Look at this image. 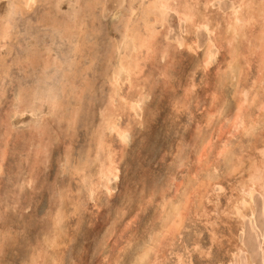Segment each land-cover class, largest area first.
<instances>
[{
  "label": "rangeland",
  "instance_id": "obj_1",
  "mask_svg": "<svg viewBox=\"0 0 264 264\" xmlns=\"http://www.w3.org/2000/svg\"><path fill=\"white\" fill-rule=\"evenodd\" d=\"M23 1L0 0V264H130L134 249L159 225L164 202L178 197L183 180L196 179L201 166L197 156L205 138L213 137L217 146L228 137L233 151L243 154L246 165L259 156L263 140L260 125L251 135L240 129H232V134L228 128L236 113V90L242 93L244 89L250 97L258 93L261 96L256 99L264 100V69L259 67L264 53H259L263 51L260 43L258 49L254 47L258 39L264 43V25H251L247 37L238 36L236 41L244 39L235 41L250 61L246 65L241 59L239 79L227 68L230 53L224 39L238 0H197L198 4L195 0H163L171 2V9L162 8V0H35L30 6ZM187 2L194 6L195 23L205 19L206 25L182 19L180 8ZM143 24L156 28L152 27L156 51L145 59L140 73L144 78L139 75L134 79L138 78L136 85L143 86L146 100L136 112L128 109L119 116V109L128 108L121 98L136 96L126 74L121 75L120 98L115 103L117 124L132 128L121 140L105 128L103 113L109 104L112 73L122 56L136 53L131 34L144 32ZM208 43L214 57L204 69ZM62 86L71 88V93L66 90L70 95ZM66 95L70 99L66 100ZM258 100L257 104H246L245 112L262 119ZM100 137L107 140L104 149L95 144ZM112 151L118 159L119 175L118 180L111 179L110 192L99 184L102 180L97 167L99 170V161ZM212 151L208 160L218 162L214 148ZM223 163L214 171H218L215 174L221 185L203 198L202 205L198 198L205 192L200 189L202 193L193 201L181 233L162 247L160 264H207L209 257L214 264H249L250 260L264 264V198L259 192L254 194L256 213L243 220L224 212L231 194H237L232 188L243 174L229 176ZM94 183L97 190L93 195ZM196 209L201 210L199 215H195ZM57 210L64 214L59 223ZM238 242L245 251H236Z\"/></svg>",
  "mask_w": 264,
  "mask_h": 264
},
{
  "label": "bare ground",
  "instance_id": "obj_2",
  "mask_svg": "<svg viewBox=\"0 0 264 264\" xmlns=\"http://www.w3.org/2000/svg\"><path fill=\"white\" fill-rule=\"evenodd\" d=\"M15 1H17V0H15ZM21 1V0H20ZM23 1V0H22ZM35 0H27V6H30L33 2H34ZM158 1V0H157ZM187 1V0H186ZM202 1V0H201ZM200 1V2H201ZM212 1V0H211ZM12 2V1H11ZM24 2V1H23ZM64 2V1H63ZM83 2V1H82ZM99 2V1H98ZM142 2V1H141ZM199 2V3H200ZM210 2V1H209ZM21 3V2H20ZM170 1L168 2V1H163L162 0V2H161V7L162 8H165V9H171V5H170ZM177 3V2H176ZM181 3H183V1L181 2ZM194 3H197V0H195L194 1ZM234 3V2H233ZM21 4H23V3H21ZM63 4V3H62ZM78 4V3H77ZM90 4V3H89ZM133 4V3H132ZM149 4V3H148ZM151 4V3H150ZM149 4V5H150ZM198 4V3H197ZM219 4V3H218ZM10 5H11V3H10ZM75 5V4H74ZM146 5V4H145ZM145 5H144V7H145ZM155 5V4H154ZM177 5V4H176ZM76 6V5H75ZM130 6V5H129ZM174 6H175V4H174ZM179 6V5H178ZM183 7H181L180 9H181V12H180V14L182 15V19H185L186 21H189V20H191V21H189V23L191 22L192 24H197L198 26H203V25H206L205 24V19H203V20H200L199 22H197L196 21V23H195V20H194V16H195V9L193 8L194 6L191 4V3H189L188 4V2L187 3H185V4H183L182 5ZM206 6H208V5H206ZM211 6V5H210ZM7 7V6H6ZM13 7V5H11V8ZM17 7V6H16ZM18 7H19V5H18ZM17 7V8H18ZM22 7V6H21ZM20 7V8H21ZM154 7V6H153ZM195 7H197V6H195ZM204 7V6H203ZM53 8V7H52ZM149 8V7H148ZM233 8V7H232ZM231 8V9H232ZM9 9V8H8ZM19 9V8H18ZM17 9V10H18ZM54 9V8H53ZM144 9V8H143ZM155 9V8H154ZM173 9V8H172ZM200 9V8H199ZM22 10V9H21ZM69 10V9H68ZM84 10V9H83ZM174 10V9H173ZM178 10V9H177ZM176 10V11H177ZM221 10V9H220ZM77 11V10H76ZM132 11H134V10H132ZM8 12H9V10H8ZM20 12V11H19ZM129 12H131V11H129ZM128 12V13H129ZM144 12V11H143ZM145 12H146V10H145ZM10 13V12H9ZM54 13V12H53ZM77 13H79V12H77ZM179 13V12H178ZM12 14V13H11ZM14 14V16H15V13H13ZM74 15H75V13H73ZM72 13H71V16L73 15ZM121 14V13H120ZM130 14V13H129ZM205 14H207V13H205ZM227 14V13H226ZM132 15V14H131ZM140 15V14H139ZM142 15V14H141ZM145 15V14H144ZM179 15V14H178ZM214 15V14H213ZM229 15H231V14H229ZM76 16V15H75ZM80 16V15H79ZM85 16V15H84ZM129 16V15H128ZM146 16V15H145ZM150 16V15H149ZM149 16H148V18H149ZM198 16V15H197ZM200 16H202L201 15V13H200ZM199 16V17H200ZM13 16L12 15H10L9 14V18H10V20L9 21H11ZM70 17V16H69ZM74 17V16H73ZM141 17V16H140ZM142 17H143V15H142ZM147 17V16H146ZM208 17V16H207ZM207 17H206V19H207ZM218 17V16H217ZM76 18V17H75ZM120 18V17H119ZM132 18V17H131ZM222 18V17H221ZM225 18V17H224ZM227 18V17H226ZM0 19H1V17H0ZM124 19V18H123ZM139 19V18H138ZM147 19V18H146ZM157 19V18H156ZM181 19V18H180ZM200 19V18H199ZM202 19V18H201ZM86 20V19H85ZM128 20H131V19H129L128 18ZM151 20V17H150V19L148 20V21H150ZM163 20V19H162ZM194 20V21H193ZM198 20V19H197ZM218 20H219V18H218ZM228 20V19H227ZM3 21V20H2ZM6 21H7V19H6ZM123 21V20H122ZM139 21V20H138ZM144 21H146V20H144ZM143 21V22H144ZM147 21V22H148ZM154 21H155V18H154ZM210 21H212L211 19H210ZM260 21V22H259ZM4 22V21H3ZM48 22V21H47ZM81 22H83V21H81ZM136 22V21H135ZM140 22V21H139ZM146 22V23H147ZM158 22V21H157ZM264 22V0H238V5L237 6H235L234 8H233V10H232V16H231V19L227 22V26H228V28H227V30H228V35L227 36H225L224 37V39L227 41V45L228 46H226V47H229V53H230V61H229V63H228V67L227 68H229L230 69V73H233L234 74V77L236 76L237 78H239L240 76H241V74H242V72H243V65H242V60L241 59H243L244 60V63L246 64V65H249V58H247L248 56H247V53H242V49L241 48H239L237 45H235V41H236V39L238 38V36H246L247 37V35L246 34H248V31H249V27L252 25H254V26H256L257 25V23H260V26H261V28H263V25L264 24H262ZM49 23V22H48ZM186 23V22H185ZM190 23V24H191ZM214 23V22H213ZM0 24H1V21H0ZM55 24V23H54ZM70 24V23H69ZM137 24V23H136ZM155 24V23H154ZM187 24V23H186ZM225 24V23H224ZM262 24V25H261ZM4 25V27L7 25L6 24V22H5V24H3ZM126 25L128 26V24L126 23ZM135 25V24H134ZM144 25V24H143ZM151 25V24H150ZM153 25V24H152ZM74 26H76L75 24H74ZM132 26H133V24H132ZM136 26H138V25H136ZM145 26V29H144V32L143 31H138V30H136V31H138V33H136L135 32V34H131V35H133V43H134V49H136V53L135 54H131L130 56L131 57H128L127 55L126 56H122L121 57V59L119 60L118 58V60L120 61V63L118 64L119 66H118V68H117V70H115V72L114 73H112L113 72V70H112V81H111V83L109 82V84L112 86V88H110L111 90H112V92H111V90H110V93H111V95H109V104L107 105V112H105V113H103L104 115H103V122L104 123H106V124H104L106 127V129L108 130H111V131H113V133L115 132V134H116V136L119 138V139H121V140H124L125 139V137H127L126 136V134H127V132H128V130L129 129H132V128H129V129H126L125 127H120L118 124H117V121H118V115H117V113H116V101H117V97L119 96V98H120V95H119V93H118V91L120 92V87H121V85H122V81H120V78H121V75L122 74H126V76L127 77H125V78H127L128 79V81H129V84H130V88H133V92H135V95L136 96H132V98L131 97H122L121 99L122 100H125V102H126V104L128 105V108L127 107H122V109H119L120 111H119V116H120V113H121V115H122V113H124L125 112V110L127 111L128 109L130 110V111H134V112H136L137 111V108L139 107V106H141V104H142V102L144 101V99H145V92H143V90H144V88H143V86H141V84L140 85H136L135 84V81H137V79L136 80H134L135 79V77L137 76H139L140 75V73L141 72H143L142 71V69H143V67H144V65H146V64H144V62H145V59H148L149 57H151L153 54H154V52L156 51L155 49V39H154V32H155V30H153V28L152 27H154V26H149V24H145L144 25ZM251 26V27H252ZM2 27V26H1ZM0 27V28H1ZM10 27H11V25H10ZM69 27V26H68ZM71 27V26H70ZM73 27V26H72ZM141 27V26H140ZM188 27V26H187ZM208 27V26H207ZM127 28V27H126ZM138 28H139V26H138ZM155 28V27H154ZM256 28V27H255ZM6 29V28H5ZM13 29V28H12ZM70 29H72V28H70ZM133 29V28H132ZM142 29V28H141ZM156 29V28H155ZM207 29V28H206ZM7 30V29H6ZM11 30V29H10ZM193 30V29H192ZM192 30H190L189 29V31H191L192 32ZM252 30H253V28H252ZM1 31H2V33H3V31L4 30H2L1 29ZM71 31V30H70ZM126 31V30H125ZM125 31H124V33H125ZM131 31V30H130ZM187 31V30H186ZM196 31V30H195ZM251 31V30H250ZM253 31H255V30H253ZM4 32H6V31H4ZM11 32V31H10ZM9 32V33H10ZM67 32H68V29H67ZM66 32V33H67ZM133 32V31H132ZM13 33V32H12ZM61 33H63V32H61ZM74 33V32H73ZM134 33V32H133ZM157 33V32H156ZM155 33V34H156ZM187 33H189V32H187ZM209 33V32H208ZM251 33V32H250ZM69 34V33H68ZM127 34H128V32H127ZM158 34H159V32H158ZM257 34V33H256ZM10 35V34H9ZM62 35V34H61ZM71 35V34H70ZM121 35V34H120ZM166 35V34H165ZM214 35V34H213ZM251 35V34H250ZM80 36V35H79ZM124 36H126L125 34H124ZM129 36V35H128ZM254 36V35H253ZM11 37H13V36H11ZM66 37V36H65ZM71 37V36H70ZM91 37V36H90ZM130 37V36H129ZM260 37V36H259ZM7 38H9V37H7ZM62 38V37H61ZM73 38V37H72ZM160 38V37H159ZM263 38V37H262ZM64 39V38H63ZM70 39V38H69ZM184 39V38H183ZM242 39H244V38H241L240 39V41L242 40ZM251 39H253V38H251ZM1 40V39H0ZM83 40V39H82ZM157 40V39H156ZM192 40V39H191ZM211 40V39H210ZM210 40H208L209 41V43H210ZM214 40V39H213ZM238 40V39H237ZM3 41H5V40H3ZM124 41H127V39L126 40H124ZM131 41V40H130ZM177 41V40H176ZM239 41V42H240ZM249 41V40H248ZM253 41V40H252ZM0 42H2V41H0ZM72 42V41H71ZM177 42H179V40L177 41ZM195 42V41H194ZM214 42V41H213ZM216 42V41H215ZM238 41H236V43H239ZM257 43L256 44H254V47L258 44V45H260V47H262L263 48V51L262 52H259V53H264V43H263V40H261V42H260V40L258 39V41H256ZM83 43V42H82ZM181 43H182V41H181ZM208 43V44H209ZM255 43V42H254ZM260 43V44H259ZM72 44V43H71ZM78 44V43H77ZM85 44V43H84ZM158 44H159V41H158ZM178 44V43H177ZM183 44V43H182ZM186 44V43H185ZM188 44V43H187ZM197 44V43H196ZM213 44H215V43H213ZM219 44V43H218ZM226 44V43H225ZM243 43H241V45H242ZM246 44V43H245ZM249 44V43H248ZM184 45V44H183ZM210 45V44H209ZM257 45V47H256V49H258V46ZM113 46V45H112ZM120 46V45H119ZM118 46V47H119ZM178 46H179V44H178ZM219 46V45H218ZM225 46V45H224ZM3 47V46H2ZM83 47V46H82ZM115 47V46H114ZM125 47V46H124ZM187 47H188V45H187ZM193 47V46H192ZM241 47V46H240ZM249 47V46H248ZM80 48V50L82 51L83 49H81V47H79ZM84 48V47H83ZM181 48V47H180ZM214 48H215V46H214ZM117 49H119V48H117ZM123 49V48H122ZM217 49H218V47H217ZM228 49V48H227ZM248 49V48H247ZM260 49V48H259ZM79 50V51H80ZM93 50V49H92ZM128 51H129V49H127ZM155 50V51H154ZM198 50V49H197ZM216 50V49H215ZM226 50V49H225ZM246 50V49H245ZM77 51H78V48H77ZM79 51H78V53H79ZM80 51V52H81ZM112 51V50H111ZM252 51V50H251ZM193 52V51H192ZM258 52V51H257ZM74 53V52H73ZM111 53V52H110ZM120 53H122V52H120ZM157 53V52H156ZM205 53V55H204V58H203V68L205 69H207L208 67H209V65L211 64V62L213 63V57H214V53H213V51H212V44L210 45V46H208V48H207V50L204 52ZM216 53V52H215ZM89 54V53H88ZM108 54V53H107ZM117 54V53H116ZM253 54H255V53H253ZM252 54V55H253ZM98 55V54H97ZM124 55V54H123ZM216 55V54H215ZM229 55V54H228ZM256 55V54H255ZM260 55V54H259ZM258 55V56H259ZM263 55V54H262ZM73 56H76V55H73ZM121 56V55H120ZM119 56V57H120ZM165 56V55H164ZM257 56V55H256ZM87 57V56H86ZM113 57V56H112ZM217 57V56H216ZM37 58V57H36ZM39 58V57H38ZM76 58V57H75ZM109 58V57H108ZM113 58H115V57H113ZM228 58V57H227ZM250 58H252L251 57V55H250ZM260 58V57H259ZM262 58V57H261ZM26 59V58H25ZM116 59V58H115ZM153 59V58H152ZM253 59H254V56H253ZM256 60V59H255ZM85 61V60H84ZM91 61V60H90ZM147 61V60H146ZM214 61H215V59H214ZM260 61V62H259ZM258 62H259V67L261 68V70L262 69H264V60H259ZM27 62H28V60H27ZM53 62V61H52ZM73 62V61H72ZM117 62V61H116ZM21 63V62H20ZM45 63V62H44ZM96 63V62H95ZM26 64V63H25ZM28 64V63H27ZM114 64V63H113ZM116 64V63H115ZM227 64V63H226ZM21 65H22V63H21ZM30 65H31V63H30ZM117 65V64H116ZM245 65V66H246ZM19 66V65H18ZM48 66V65H47ZM112 66V65H111ZM114 66V65H113ZM49 67V66H48ZM8 68V67H7ZM77 68V67H76ZM113 68H115V67H113ZM226 68V69H227ZM49 69V68H48ZM60 69V68H59ZM78 69V68H77ZM228 70V69H227ZM226 70V71H227ZM247 70V69H246ZM52 71V70H51ZM69 71H71V70H69ZM68 71V72H69ZM73 71V70H72ZM80 72V71H79ZM249 73V72H248ZM260 73V72H259ZM264 73V72H263ZM75 74V73H74ZM76 75H77V73H76ZM76 75H75V77H73V79L74 80H76V78L78 77H76ZM84 75V74H83ZM70 76H73V75H70ZM81 76V75H80ZM262 76H263V74H262ZM260 77V80L261 79H263V77ZM243 77V76H242ZM69 78H71V77H69ZM125 78L123 79V80H125ZM140 78H141V75H140ZM143 78H144V76H143ZM143 78H141V79H143ZM72 78H71V80H73ZM223 79V78H222ZM234 79V78H233ZM240 79V78H239ZM256 79H259V78H256ZM255 79V80H256ZM68 80V79H67ZM220 80H221V78H220ZM242 80V79H241ZM126 81V80H125ZM225 81V80H224ZM234 81H235V79H234ZM237 81V80H236ZM240 81V80H239ZM71 82V81H70ZM76 82H78V81H76ZM84 82H85V80H84ZM83 82V83H84ZM152 82V81H151ZM256 82V81H255ZM258 82V81H257ZM72 83V82H71ZM82 83V82H81ZM221 83H223V81L221 82ZM241 83V82H240ZM239 83V84H240ZM261 83L263 84V80L261 81ZM73 84V83H72ZM124 84H125V82H124ZM238 84V85H239ZM258 84V83H257ZM83 85H85V84H83ZM243 85V84H242ZM70 87L71 86H73V85H69ZM246 86V85H245ZM67 87V86H66ZM74 87V86H73ZM82 87H85V86H82ZM88 87H90V88H92L91 86H90V84L88 85ZM140 87V89H138V88ZM250 87H252V86H250ZM261 87H262V85H261ZM64 87L62 86V90H65V89H63ZM69 88V87H68ZM72 88V87H71ZM71 88H69L68 90H70ZM74 88H76V86L74 87ZM137 88V89H136ZM255 88L256 87H254V90H255ZM77 89H79V88H77ZM76 89V90H77ZM125 89V88H124ZM136 89V90H135ZM259 89H261V88H259ZM52 90V89H51ZM67 90V89H66ZM65 90V92H67ZM73 90V89H72ZM86 90V89H85ZM92 90V89H91ZM123 90V89H122ZM251 90H252V88H251ZM250 90V91H251ZM258 90V89H257ZM261 90H263L264 91V89L262 88ZM261 90H259V95H260V91ZM74 92H76L75 90H73ZM81 90H78V92H80ZM234 91V90H233ZM243 91H245L244 89H242V93H241V91L240 92H238L237 90H236V93H238V95H237V102H236V107H235V111H236V113H235V115H234V117H232V119H231V121H230V126H229V128H228V131L230 132V133H232V134H234L233 133V131H232V129L234 130V131H239V129L240 130H243L244 132H243V134L245 133L246 135L247 134H253L254 132H255V130H256V128H258V125H260V128H262L263 129V140H262V143H261V147L260 148H258V151H259V156L257 157V155H256V157H254V158H252L249 162H248V164L246 165L245 163V161H244V157H243V154L242 153H240V154H236V152H234L233 150H234V148L232 149V143L229 141V138L228 137H226L225 138V140L223 141H221L220 140V143L219 144H221V145H214L213 144V142H212V138H209V139H207V138H205V140L201 143V146H200V151L198 152V156H197V160H198V162H199V164L201 165L200 166V168H199V170H198V172L196 173V175H197V177H196V179H193L194 177L193 176H191V177H193V178H191L190 176V178H187V181L185 182L184 180H183V182L180 184L182 187H180L179 186V188H181L179 191H181L180 192V194L178 195V197H176V199L175 200H170L169 199V197H168V199L169 200H167V201H165L164 202V204L162 205V209L160 210L161 212H160V214L159 215H161L159 218V220H160V222H159V225L155 228L154 227V229L152 230V231H150V233H149V237L147 238V240L144 242V244H142L141 246H139V245H137L138 247L136 248V249H134V247H133V249L135 250V256H132L133 258H132V262L130 263V264H160V259H161V257H163V251H164V249H162V247H164L165 245H169L168 244V241H172V240H174L175 239V237L177 236V235H179L180 233H181V230H182V228L184 227V222H185V220L187 219V215H188V213H189V211H190V208L192 207V205H193V201L196 199V197L199 195V192H200V189L201 188H203V190H201L202 192H205V194H202V196L200 195L199 196V198H198V204L199 205H202L203 203H202V200H203V198L206 196V198H207V194L209 193V192H211V191H215V187L219 184V185H221L220 184V182H219V176L218 175H216L215 173H217L218 171H219V169H218V167L220 166V164H221V162L223 161L224 163H225V165L227 166V168H226V170H227V174L229 175V176H231L232 177V175H242L243 174V176L239 179L238 178V180H237V183H236V186H234V188H232L233 190H234V192L236 191V195L234 196V197H232V194H231V197L229 198V204L226 206L227 208H226V210H223L224 212H229L230 214H234V215H237L238 217H240L239 219L241 220V218H242V220H243V218H245V217H247V216H253L254 215V213H256L255 212V208H254V204H253V197L255 196L254 194L255 193H257V192H259L260 194H262V196H263V198H264V114L262 115L263 116V118L262 119H255V118H253V116H249V115H246V112H245V108H246V104H248V103H255V104H257L256 102H255V100L257 101L258 99H256V98H258V97H260V96H258V93H256L255 95H253L252 97H250V95L251 94H249V92H246V93H248L249 94V96H247V94L246 93H243ZM253 91V90H252ZM52 92V91H51ZM64 92V91H63ZM69 92V91H68ZM67 92V93H68ZM72 91H70L69 93H71ZM258 92V91H257ZM53 93V92H52ZM66 93V94H67ZM68 93V94H69ZM77 93V92H76ZM33 94V93H32ZM51 94V93H50ZM74 95H76L75 93H73ZM79 94V93H78ZM80 94H81V92H80ZM89 94H91V91H89ZM130 94V93H129ZM235 94V93H234ZM243 94V95H242ZM70 95V94H69ZM68 95V96H69ZM72 95V94H71ZM123 95V94H122ZM35 96V95H34ZM48 96V95H47ZM80 96V95H79ZM83 96V95H82ZM127 96H128V94H127ZM235 96V95H234ZM49 97V96H48ZM78 97V96H77ZM85 97V96H84ZM90 97V96H89ZM236 97V96H235ZM38 98H39V95H38ZM57 98V97H56ZM66 100H68V98H67V95H66ZM64 98V99H65ZM73 98V97H72ZM71 98V99H72ZM78 98H81V97H78ZM91 98V97H90ZM131 98V99H130ZM147 98V97H146ZM53 99V98H52ZM70 99V98H69ZM85 99H87V98H85ZM146 100V99H145ZM234 100H235V98H234ZM40 101H41V99H40ZM39 101V102H40ZM80 101V100H79ZM259 102H258V107L260 108V109H262V112H264L263 110H264V100H263V102H261L260 100H258ZM71 102V101H70ZM78 101L76 100V103H77ZM83 102V101H82ZM34 103V102H33ZM69 103V101L66 103V104H68ZM79 103V102H78ZM31 103H29V105H30ZM125 104V105H126ZM26 105H27V103H26ZM37 105V104H36ZM52 105H54V103L52 104ZM70 105V104H69ZM79 105V104H78ZM57 106V105H56ZM124 106V105H123ZM143 106V105H142ZM256 106V108H257V105H255ZM28 107V106H27ZM58 107H59V105H58ZM57 107V108H58ZM26 108V107H25ZM29 108V107H28ZM27 108V109H28ZM31 108H33V107H31ZM60 108H61V106H60ZM63 108V107H62ZM70 108V107H69ZM120 108V107H119ZM224 108V107H223ZM220 110V112H221V108H219ZM248 109V108H247ZM255 109V108H254ZM258 109V108H257ZM37 110V109H36ZM128 110V111H129ZM139 110V109H138ZM74 111H76L75 109H74ZM77 111H79V110H77ZM82 111V110H81ZM217 112H218V109L216 110ZM216 111H213V112H216ZM248 111V110H247ZM212 112V111H211ZM249 112V111H248ZM87 113V112H86ZM140 113V112H139ZM222 114H223V112H221ZM256 113V112H255ZM261 112H259L258 114L259 115H261L260 114ZM15 114V113H14ZM129 114V113H128ZM127 114V115H128ZM137 114V113H136ZM211 114V113H210ZM257 114V113H256ZM255 114V115H256ZM141 115V114H140ZM213 115V114H212ZM215 115H216V113H215ZM132 116V115H131ZM138 116V115H137ZM211 116V115H210ZM209 116V117H210ZM75 117V116H74ZM209 117H207L208 118V120H209ZM70 118V117H69ZM72 118V117H71ZM70 118V119H71ZM130 118V117H129ZM135 118V117H134ZM206 118V119H207ZM211 119V118H210ZM213 119V118H212ZM128 120V119H127ZM207 120V121H208ZM77 121V120H76ZM209 121H212V120H209ZM209 121H208V123H209ZM72 122V121H71ZM70 123V122H69ZM119 123V122H118ZM121 123V122H120ZM123 123V122H122ZM121 123V124H122ZM210 123H213V122H210ZM130 124V123H129ZM128 124V125H129ZM214 124V123H213ZM103 125V124H102ZM125 125H127V124H125ZM124 125V126H125ZM127 125V126H128ZM206 125H208V124H206ZM121 126H123V125H121ZM130 126H132V125H130ZM210 126V125H209ZM67 128V127H66ZM102 129V128H101ZM223 129V128H222ZM103 130V129H102ZM259 130V129H258ZM71 131V130H70ZM218 131V130H217ZM260 131V130H259ZM101 132V131H100ZM103 132V131H102ZM130 132V131H129ZM229 132H227L226 134L228 135V133ZM257 133V132H256ZM98 134H99V132H98ZM105 134H107V133H105ZM104 134V135H105ZM115 134H113V135H115ZM103 135V136H104ZM98 136V135H97ZM218 136H219V134H218ZM231 136V135H230ZM233 136V135H232ZM237 136V135H236ZM94 137V136H93ZM114 137V136H113ZM222 137V136H221ZM248 137V136H247ZM253 137V136H252ZM106 138V137H105ZM115 138V137H114ZM219 138V137H218ZM250 138V137H249ZM96 140H97V138H96ZM104 140H106V139H103V138H99V140L98 141H96L95 142V144L98 142V144H96L99 148H101V149H104V145H105V142L107 141H105L104 142ZM131 140V139H130ZM109 141V140H108ZM129 142V141H128ZM108 144H110L109 142H107ZM106 143V144H107ZM125 143H126V141H125ZM124 143V144H125ZM121 145L122 146H124L122 143H121ZM111 146V145H110ZM126 146V145H125ZM96 147V146H95ZM97 147V148H98ZM241 147V146H240ZM255 147V146H254ZM113 148V147H112ZM125 148V147H124ZM213 148H214V152H216L217 153V157H218V162H210L209 160H208V158H209V153H212L213 151ZM257 148V147H256ZM114 149V148H113ZM112 149V150H113ZM99 150V149H98ZM106 151H107V149H106ZM111 151V150H110ZM69 152V151H68ZM88 152V151H87ZM104 152V151H103ZM94 153H95V151H94ZM100 153V152H99ZM215 153V154H216ZM96 154H97V152H96ZM106 154V153H105ZM256 154V153H255ZM94 156V155H93ZM96 156V155H95ZM102 156V154L100 155V157ZM106 156V158L104 159H101L100 157H99V155H98V158H100L101 160L99 161L100 162V165H98L99 166V170H98V167H97V171H99L97 174H99V177L98 178H100L101 180H102V182L100 181L99 182V184H102L103 185V187L105 186V188L108 190V191H113L112 190V187L110 186V184L109 183H111L110 181H111V179H114V180H116L117 178H118V175H119V165H118V159L116 160L115 159V156L113 155V151H112V154L111 153H107V155H105ZM88 157V156H87ZM86 157V158H87ZM216 158V157H215ZM88 159H89V157H88ZM91 159V158H90ZM210 159V158H209ZM84 160H86V162L87 161H89V160H87V159H84ZM215 161H216V159H215ZM93 162V161H92ZM202 163V164H201ZM211 163V164H210ZM223 163V164H224ZM91 164V163H90ZM1 165V164H0ZM80 165H81V163H80ZM83 165V164H82ZM88 165V164H87ZM74 166H76V165H74ZM84 166V165H83ZM89 166V165H88ZM93 166V165H92ZM79 167H77V169H78ZM82 168V167H81ZM88 168H90V167H88ZM88 168H87V170H88ZM220 168V167H219ZM77 169H76V172H77ZM80 169V168H79ZM85 169H86V167H85ZM91 169V168H90ZM89 169V170H90ZM218 169V171L217 172H214V171H216ZM75 170V169H74ZM225 170V169H224ZM80 171H81V169H80ZM86 171V170H85ZM201 173V174H200ZM95 175H96V173H94ZM93 174V175H94ZM84 175V174H83ZM191 175V174H190ZM192 175H193V173H192ZM195 175V174H194ZM91 176V175H90ZM82 177V176H81ZM84 177V176H83ZM82 177V178H83ZM95 177H97V176H95ZM221 177V176H220ZM90 178H92V177H90ZM90 178H88V179H90ZM98 178H97V180H98ZM87 179V180H88ZM96 180V179H95ZM118 180V179H117ZM82 181H85L84 179H82ZM86 182V181H85ZM84 182V183H85ZM92 182H93V179H92ZM96 182V181H95ZM222 182V181H221ZM82 183V182H81ZM90 183V182H89ZM86 184V183H85ZM95 184H97V183H94L93 184V186H92V188H91V193H93V195H94V192H96L95 190H97L96 188H95ZM88 185H90V184H88ZM102 187V186H101ZM220 189H222V186H220L219 187ZM202 192H200V193H202ZM213 193V192H212ZM91 195V194H90ZM93 197V196H92ZM210 199V198H209ZM208 199V200H209ZM67 200V199H66ZM207 200V199H206ZM195 206V205H194ZM204 207V206H203ZM196 208H198V207H196ZM260 208V207H259ZM202 210H205V209H202ZM61 211V210H60ZM60 211H58L57 210V219H56V222H58L60 219H62L61 218V216H62V211L60 212ZM78 211V210H77ZM195 215H199L200 213H201V210H199V209H196V211H195ZM263 215H264V213H263ZM63 216H64V214H63ZM62 216V217H63ZM194 218V217H193ZM252 218V217H251ZM63 220V219H62ZM61 220V221H62ZM243 222V221H242ZM59 223V222H58ZM57 224V223H56ZM240 224V223H239ZM58 225V224H57ZM61 225V224H60ZM240 226V225H239ZM242 226V225H241ZM243 227V226H242ZM243 229V228H242ZM216 234V233H215ZM244 238V237H243ZM215 237H213V240L215 241ZM258 239V238H257ZM246 240V239H245ZM236 246V251L237 252H243V251H245L246 249H245V246L244 245H242V243L241 244H239V242H238V244H236L235 245ZM262 248H264V247H262ZM234 249V248H233ZM260 250V249H259ZM236 253V252H235ZM235 253H234V255H235ZM237 254V253H236ZM166 255V254H165ZM231 255V254H230ZM245 255V254H244ZM46 258V257H45ZM179 258H181V257H179ZM230 258H231V256H230ZM237 258V257H236ZM54 260V259H53ZM236 260V259H235ZM37 261V260H36ZM55 261V260H54ZM51 262V261H50ZM56 262V261H55ZM57 263V262H56ZM249 264H252V261L250 260L249 262H248ZM34 264V263H33ZM47 264H48V262H47ZM49 264H52V263H49ZM236 264V263H235Z\"/></svg>",
  "mask_w": 264,
  "mask_h": 264
},
{
  "label": "snow or ice",
  "instance_id": "obj_3",
  "mask_svg": "<svg viewBox=\"0 0 264 264\" xmlns=\"http://www.w3.org/2000/svg\"><path fill=\"white\" fill-rule=\"evenodd\" d=\"M210 251V250H209ZM204 255H207V253H204ZM207 264H214V262L211 260V258L209 257Z\"/></svg>",
  "mask_w": 264,
  "mask_h": 264
}]
</instances>
